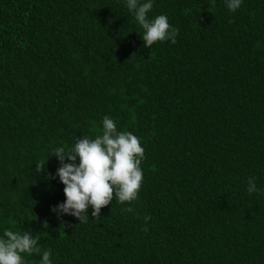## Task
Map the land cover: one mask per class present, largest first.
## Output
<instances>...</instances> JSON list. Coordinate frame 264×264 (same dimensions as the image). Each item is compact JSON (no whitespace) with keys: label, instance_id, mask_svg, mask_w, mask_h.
Here are the masks:
<instances>
[{"label":"trees","instance_id":"16d2710c","mask_svg":"<svg viewBox=\"0 0 264 264\" xmlns=\"http://www.w3.org/2000/svg\"><path fill=\"white\" fill-rule=\"evenodd\" d=\"M161 14L177 42L145 48L124 0H0V235L38 236L53 264H264V193L246 190L264 189V0ZM105 116L141 138L139 198L58 216L52 151Z\"/></svg>","mask_w":264,"mask_h":264},{"label":"clouds","instance_id":"9594fccd","mask_svg":"<svg viewBox=\"0 0 264 264\" xmlns=\"http://www.w3.org/2000/svg\"><path fill=\"white\" fill-rule=\"evenodd\" d=\"M124 3L144 30L145 48L157 42H177L180 30L169 23L167 15L149 19L155 0H124ZM225 3L230 12H235L241 8L243 0H225ZM102 125V135L95 139L83 136L74 147H58L52 151L51 155L60 163L56 177L64 185L66 197L51 209L58 216H72L83 223L89 218V208L91 215L98 218L101 209L114 198L129 205L139 198L144 180L141 163L145 158L141 138L132 132L118 131L115 120L108 116L104 117ZM246 190L249 194L264 193L252 178ZM126 211L132 212L133 208L129 206ZM43 227H48L46 222ZM25 254H39V264H53L52 251L41 250L38 236L5 229L0 235V264H26Z\"/></svg>","mask_w":264,"mask_h":264}]
</instances>
